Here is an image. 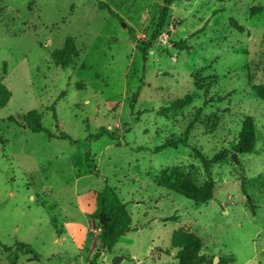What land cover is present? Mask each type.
Returning <instances> with one entry per match:
<instances>
[{
    "label": "rangeland",
    "instance_id": "rangeland-1",
    "mask_svg": "<svg viewBox=\"0 0 264 264\" xmlns=\"http://www.w3.org/2000/svg\"><path fill=\"white\" fill-rule=\"evenodd\" d=\"M164 4L0 0V89L11 95L0 109V264H10L4 247L16 242L38 256L20 255V264H92L101 236L92 213L106 184L126 204L132 230L96 264H177L171 241L181 228L201 237L208 260L264 264V102L251 90L264 83V0H175L153 40ZM255 7L262 11L252 15ZM68 37L80 56L64 69L51 55ZM182 40L184 48L174 45ZM187 95L191 105L161 114ZM199 108L188 146L158 150ZM33 110L47 132L27 128L22 117ZM247 116L256 147L236 163ZM193 148L208 159L225 151L210 168L215 190L205 204L157 182L178 168L202 185L209 176Z\"/></svg>",
    "mask_w": 264,
    "mask_h": 264
},
{
    "label": "trees",
    "instance_id": "trees-1",
    "mask_svg": "<svg viewBox=\"0 0 264 264\" xmlns=\"http://www.w3.org/2000/svg\"><path fill=\"white\" fill-rule=\"evenodd\" d=\"M220 3H225L228 0H217ZM175 0H164V6L162 7L158 24L152 39H156L157 35L160 34V29L164 26L167 16L168 9L174 4ZM100 8H108L107 5H100ZM262 11L261 7H255L252 9L251 14L255 15ZM231 25L243 32L244 28L238 24L235 19H231ZM264 42V38H263ZM177 47L184 48L185 41L182 40L176 44ZM149 44H144V47H137L144 58H146L147 48ZM52 59L57 66L62 68H68L76 63V60L80 56V49L77 47L75 40L72 37H68L65 46L62 49L55 50L52 53ZM5 70V69H4ZM6 72V71H4ZM6 88L0 89V109L5 107L10 100L9 91L6 92ZM251 90L254 94L264 102V83L251 85ZM206 101L208 102V88H205ZM193 99L190 95H187L184 99H178L173 102L170 106L164 107L161 110L163 116H168L170 113L183 110L185 107L191 105ZM202 109L199 108L195 112L194 121L191 122L184 132L179 137L168 138L158 150L167 148L177 149L180 145L188 146V139L192 130L193 124L201 119ZM42 114L33 110L26 113L22 119L26 124L27 128L34 133L47 132L42 124ZM13 120V119H12ZM101 133L107 134L106 129H102ZM53 137V135H49ZM60 138L65 139L67 136L62 135ZM256 147V124L251 116H247L242 121V129L238 137V141L233 147V151L239 155L251 154L254 152ZM196 158L202 163L206 174L209 176L207 180L202 184L198 185L196 182L185 175L180 169L176 168L172 171H164L158 178V186L165 188L169 191L178 193L187 199L194 201L197 204H205L211 201L214 197L215 182L210 177V168L212 165L221 162L225 156V151H220L211 159L206 158L200 149L193 148ZM86 162L89 164V152L86 154ZM251 205L253 212L255 211V205L251 204V199L248 200ZM92 217L98 221V228L100 230V249L95 255L92 264L95 263V259L100 256V252L110 253L115 247L118 240L132 230V217L126 209V204L120 199L115 188L109 185H105L104 188L96 192L95 196V209L92 213ZM171 246L177 250L175 259L178 261L177 264H198L203 262L206 264H213L212 260L206 259L203 252V241L197 234L185 230L179 229L173 232ZM4 251L8 253L10 264H20V255H31L28 261L38 260V256L34 250L28 244L22 242H16L13 247H4ZM235 259L233 257H221L219 264H234Z\"/></svg>",
    "mask_w": 264,
    "mask_h": 264
},
{
    "label": "water",
    "instance_id": "water-1",
    "mask_svg": "<svg viewBox=\"0 0 264 264\" xmlns=\"http://www.w3.org/2000/svg\"><path fill=\"white\" fill-rule=\"evenodd\" d=\"M237 155H238L237 153H234L233 156H232V158L234 159V161H235L236 163H238ZM202 253H203V252H201V254H202ZM119 261H120V259H119L118 257H115V258H114V263H115V264L119 263ZM218 261H219V257L215 258V261H213V264H217Z\"/></svg>",
    "mask_w": 264,
    "mask_h": 264
}]
</instances>
